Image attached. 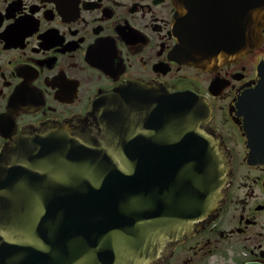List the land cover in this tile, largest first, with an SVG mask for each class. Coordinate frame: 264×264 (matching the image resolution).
<instances>
[{"label": "water", "instance_id": "1", "mask_svg": "<svg viewBox=\"0 0 264 264\" xmlns=\"http://www.w3.org/2000/svg\"><path fill=\"white\" fill-rule=\"evenodd\" d=\"M173 4L182 63L212 69L261 42L264 0L231 2L226 18L212 21L192 0ZM106 107L101 143L62 127L8 140L0 152V264H150L215 206L225 166L202 130L207 103L133 84ZM157 131L168 137L159 146ZM250 154L251 162L264 157Z\"/></svg>", "mask_w": 264, "mask_h": 264}, {"label": "flooded vegetation", "instance_id": "2", "mask_svg": "<svg viewBox=\"0 0 264 264\" xmlns=\"http://www.w3.org/2000/svg\"><path fill=\"white\" fill-rule=\"evenodd\" d=\"M231 2L192 5L212 21ZM175 12L173 0H0V152L47 127L101 143L106 103L133 84L196 94L209 107L202 130L224 157L219 200L150 264H264V157L250 160L264 151V24L256 48L203 70L174 57Z\"/></svg>", "mask_w": 264, "mask_h": 264}]
</instances>
